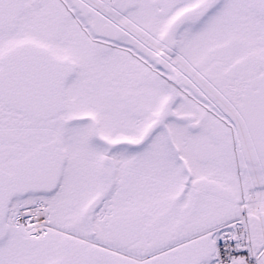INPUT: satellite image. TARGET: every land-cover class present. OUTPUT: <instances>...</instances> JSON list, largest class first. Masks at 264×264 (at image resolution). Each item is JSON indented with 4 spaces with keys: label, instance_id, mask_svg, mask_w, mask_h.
<instances>
[{
    "label": "snow or ice",
    "instance_id": "1",
    "mask_svg": "<svg viewBox=\"0 0 264 264\" xmlns=\"http://www.w3.org/2000/svg\"><path fill=\"white\" fill-rule=\"evenodd\" d=\"M0 264H264V0H0Z\"/></svg>",
    "mask_w": 264,
    "mask_h": 264
}]
</instances>
